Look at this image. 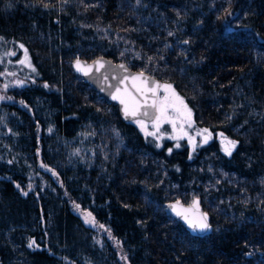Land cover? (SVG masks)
Masks as SVG:
<instances>
[{"label": "trees", "instance_id": "obj_1", "mask_svg": "<svg viewBox=\"0 0 264 264\" xmlns=\"http://www.w3.org/2000/svg\"><path fill=\"white\" fill-rule=\"evenodd\" d=\"M0 38L35 69L25 107L0 104V141L24 172L40 154L61 181L24 195L0 158V264H120L71 200L98 206L131 264H264V0H0ZM99 56L172 85L212 139L192 152L145 138L75 76V59ZM194 199L203 235L167 211Z\"/></svg>", "mask_w": 264, "mask_h": 264}, {"label": "rangeland", "instance_id": "obj_2", "mask_svg": "<svg viewBox=\"0 0 264 264\" xmlns=\"http://www.w3.org/2000/svg\"><path fill=\"white\" fill-rule=\"evenodd\" d=\"M20 52L17 53V51L11 47L9 44L5 45V43L0 42V104H17L18 106L25 107V103L22 99H19V92L28 84H30V80L28 79L30 74L33 71V67L31 65L30 56L27 52V50L24 47H19ZM26 50V54H25ZM27 56V58H26ZM15 57V58H14ZM25 61V63H20V61ZM5 85H7V88H5ZM164 85V84H162ZM170 85V84H169ZM172 86V85H171ZM174 89V87L172 86ZM175 90V89H174ZM175 92L184 100L185 104H187L188 108L190 106L184 99L182 95H180L176 90ZM165 95V92L163 89L160 90V96L163 97ZM191 109V108H190ZM192 110V109H191ZM192 120L193 119V111H192ZM148 132H156V129L153 127L152 122H146ZM136 126L138 127L139 131L144 135L145 138L149 139L150 141L154 142L157 146H162L165 141H171L172 147L177 148L175 145L177 143L181 145L185 144L190 149V151H193L192 145L188 141V136H192L195 138L196 148H199L200 146L206 144L203 142V136L196 135V133L202 132L205 128L199 127L195 124H193V127H188L186 124L184 125V131L187 132L188 136H184L180 140L175 139H169V136H174L178 134L177 132H174L171 125L164 124L159 132H156V136H147L145 134V131L141 130L140 125H138L135 122ZM6 127V133H13L15 135V132L11 130L5 123ZM180 128V122L177 123V129ZM38 133H41V129L37 128ZM208 133H210L208 131ZM211 134V133H210ZM162 137V138H161ZM212 139V134L209 137L208 141ZM221 137H219V141L221 142ZM207 141V142H208ZM222 144V143H221ZM224 147V145L222 144ZM171 147V148H172ZM179 147V148H180ZM170 148V149H171ZM0 158L8 163H12L15 165L14 173L6 174L7 178L17 177V180L15 181L16 188L24 194L25 192L30 193L33 192L36 196H40V194H43L46 189H52L54 187V184H60L61 181L59 180V176L52 167H49L45 165L41 161L40 154H38V162L35 166H30V169L27 172H24L22 169L24 167V164H21L20 160L17 158V155L14 151V148L5 144L3 141H0ZM13 169V168H12ZM17 185L19 187H17ZM70 205L72 208V211L78 215L81 220L84 222L85 225L90 227L92 229V236L94 243L101 249H111L114 255H116V258L120 262V264H131L130 261V252L128 249V246L125 244L124 240L117 237L112 229L110 228L109 224L106 221L99 220L97 218L96 213L94 210L97 209V205L93 202L91 205L88 206H82L73 200L70 201ZM77 205L79 206L77 208ZM93 207V210L91 209ZM85 213H91L90 218H94V224L86 223L85 222ZM101 225L103 227H101ZM35 242L34 244L32 242ZM29 244H32V249H41L42 246L39 245V242L36 241L35 238H30L28 241ZM80 264H91L90 261L86 258L81 259ZM77 264V263H73Z\"/></svg>", "mask_w": 264, "mask_h": 264}, {"label": "snow or ice", "instance_id": "obj_3", "mask_svg": "<svg viewBox=\"0 0 264 264\" xmlns=\"http://www.w3.org/2000/svg\"><path fill=\"white\" fill-rule=\"evenodd\" d=\"M169 34L171 35V33ZM185 43H187V41H185ZM21 47H23V45H21ZM20 63L23 64L25 61L22 60ZM99 63L100 62L97 61V64ZM121 67L124 66L121 65ZM77 69H81L79 61H77ZM34 70L35 69H33V71ZM87 74L88 72L86 71L85 75ZM133 81V87L138 95H134L126 90L124 95H114L112 97L113 99H118L124 106L123 111L125 118L132 117L135 119L140 117V119H135V122L140 125L141 130L145 131L147 136L155 137L156 132H159L164 124L171 125L174 132L178 131L177 135L169 136V139L180 140L184 136H188L187 132L184 131V125L186 124L188 127H193L194 122L192 120V110L188 108L187 104H185L184 100L175 92L172 86L169 84L161 85L153 81L151 82L152 86L149 87V81L147 78H144L143 73L133 77ZM136 81H139V83H135ZM45 87H47V85H45ZM5 88H7V85H5ZM160 89H163L165 92L163 97L159 95ZM144 118H147L152 122L156 132L146 131L147 124L145 123ZM178 122H180L179 130L177 129ZM196 135H202L204 143H207L211 136L207 129H204L202 132L198 131ZM220 136L222 138L221 143L224 145L223 150L230 156L235 149L237 142L224 137L223 133H220ZM188 141L192 145L193 151H195L197 146L195 138L188 136ZM175 146L179 148L180 144L177 143ZM168 151L170 153L171 149H168ZM17 187L19 186L17 185ZM24 195H27V192H25ZM78 207L79 206L77 205V208ZM169 207H171L173 211H175V214L182 218L193 231L203 233L211 230V225L208 222V215L207 213L200 211L198 200L194 199L193 203L187 208H184L179 202L170 205ZM84 215L86 223L94 224V218H90L91 213H85ZM101 227L103 226L101 225ZM32 243L34 244L35 242L33 241ZM29 247H32V244H29Z\"/></svg>", "mask_w": 264, "mask_h": 264}, {"label": "water", "instance_id": "obj_4", "mask_svg": "<svg viewBox=\"0 0 264 264\" xmlns=\"http://www.w3.org/2000/svg\"><path fill=\"white\" fill-rule=\"evenodd\" d=\"M77 61L80 62L81 69H77ZM97 61L100 63L97 64ZM123 65L124 67H121ZM72 70L76 77L82 78L89 86H91L97 93H99L105 100L109 101L113 105H116L119 110L120 117L125 122H135V119H140V117L132 118L128 117L125 118V114L123 111L124 106L119 102L118 99H113L112 97L114 95H124L125 91L133 93L134 95H138L135 91V88L133 87L134 81L133 77L139 75L140 73L144 74V78H147L149 81V87L152 86L151 82H156L162 85V82L151 76L150 74L144 72V71H137L133 70L128 66V64L124 61L115 62L111 58H108L106 56H99L96 59L92 61H85L81 58H77L72 62ZM88 72L87 75H85V72ZM135 83H139V81H136ZM161 90V89H160ZM159 90V95H160ZM146 122H151L147 118H144ZM177 202H179L180 205H182L184 208L189 207L191 204H185L178 200L170 201L166 204L168 213L175 218L176 220L180 221L184 227L187 229H191L185 221L178 217L175 214V211L170 205H174ZM201 212L202 209H200ZM204 213V212H203ZM209 222V220H208ZM192 230V229H191ZM198 235H203L206 232H198L195 231Z\"/></svg>", "mask_w": 264, "mask_h": 264}]
</instances>
